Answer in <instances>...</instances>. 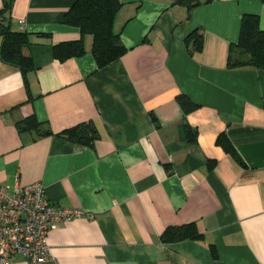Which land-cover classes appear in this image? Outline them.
<instances>
[{"label": "crops", "instance_id": "crops-1", "mask_svg": "<svg viewBox=\"0 0 264 264\" xmlns=\"http://www.w3.org/2000/svg\"><path fill=\"white\" fill-rule=\"evenodd\" d=\"M120 1L126 51L99 68L92 36L63 21L74 0H11L9 27L29 34L34 68L0 59V185L38 182L87 214L50 231L41 264H264V70L227 66L243 15L264 30V0ZM79 39L82 55L53 56ZM81 122L97 130L92 146L58 135ZM190 223L200 239L160 241ZM9 264L31 263L17 253Z\"/></svg>", "mask_w": 264, "mask_h": 264}, {"label": "trees", "instance_id": "trees-1", "mask_svg": "<svg viewBox=\"0 0 264 264\" xmlns=\"http://www.w3.org/2000/svg\"><path fill=\"white\" fill-rule=\"evenodd\" d=\"M0 9V59L7 64L20 69L23 75L34 68L32 58L27 53L29 34L23 31H13L9 27L11 14V0H2ZM120 0H74L69 10L63 17L64 23L78 27L81 34L92 36V54L97 66L103 67L120 57L126 48L122 44L119 34L113 29L115 14L121 6ZM175 3L186 5L188 9L197 5L195 0H175ZM193 38V46L196 52L202 50L203 37L194 31L186 39ZM53 56L59 61L83 54L82 39L61 42L52 47ZM228 68L253 67L264 70V30L259 27L258 17L245 14L241 18L240 34L236 44L230 46ZM185 112L195 105L184 95L177 97ZM38 127L39 123L34 119L25 120L21 124ZM20 125V123H18ZM42 134L49 135V130ZM196 133L186 129L189 141L196 140ZM70 142L79 146H92L98 137L94 125L90 122H81L58 133ZM225 140V138H224ZM223 138H218L217 143L223 144ZM202 233L195 224L169 226L159 236L164 244L176 243L183 240H198ZM213 257L217 252L213 244H209Z\"/></svg>", "mask_w": 264, "mask_h": 264}, {"label": "built area", "instance_id": "built-area-1", "mask_svg": "<svg viewBox=\"0 0 264 264\" xmlns=\"http://www.w3.org/2000/svg\"><path fill=\"white\" fill-rule=\"evenodd\" d=\"M86 215L54 204L38 182L16 187L12 194L0 185V264H9L17 253L31 264L47 262L52 257L50 231L60 222Z\"/></svg>", "mask_w": 264, "mask_h": 264}]
</instances>
